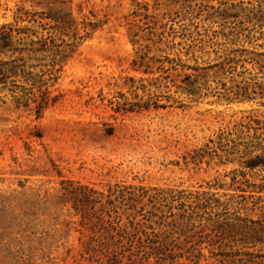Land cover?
<instances>
[{
  "label": "rangeland",
  "instance_id": "rangeland-1",
  "mask_svg": "<svg viewBox=\"0 0 264 264\" xmlns=\"http://www.w3.org/2000/svg\"><path fill=\"white\" fill-rule=\"evenodd\" d=\"M3 29L0 264H264V0H0Z\"/></svg>",
  "mask_w": 264,
  "mask_h": 264
},
{
  "label": "trees",
  "instance_id": "trees-1",
  "mask_svg": "<svg viewBox=\"0 0 264 264\" xmlns=\"http://www.w3.org/2000/svg\"><path fill=\"white\" fill-rule=\"evenodd\" d=\"M8 35H9V33L6 32L5 29L1 30V32H0V39H2V41H3V43H4L3 45H5V46H7V45H8V42H9V37H8ZM43 44H44V43H43ZM38 49H39V48H36V50H38ZM14 68H15V65L12 64V65H10V68L7 69V70L0 69V73H1L3 76L8 77L9 75H11V74H15V73H16L15 70H14ZM107 232H108V230H107ZM109 236H111V234H110ZM103 238H105V235H103L102 239H103ZM104 244L108 245L107 242L104 243Z\"/></svg>",
  "mask_w": 264,
  "mask_h": 264
}]
</instances>
